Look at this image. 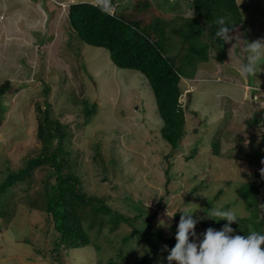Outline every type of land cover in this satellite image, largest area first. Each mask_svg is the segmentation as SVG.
<instances>
[{
	"label": "rangeland",
	"instance_id": "374dc122",
	"mask_svg": "<svg viewBox=\"0 0 264 264\" xmlns=\"http://www.w3.org/2000/svg\"><path fill=\"white\" fill-rule=\"evenodd\" d=\"M150 1L162 12L161 19L168 20L162 26L169 55L188 77L182 79L183 90L191 92L190 101L184 94L180 99L187 108L188 136L174 151L160 136L162 122L146 78L115 67L106 50L85 44L72 29L68 7L75 1L0 0V87L8 83L0 96V183L38 154L35 108L40 106L67 125L66 151L77 164L74 172L83 191L129 216L136 214L131 204L139 205L146 211L144 222L148 219L164 238L171 237L168 226H177L178 210L197 208L200 218L204 202L220 191L217 207L229 205L246 217L237 191L250 180L259 186L257 210L263 219L264 65L255 77L243 74L244 81L220 80L219 72L204 77L196 68L198 75H193L194 63L185 55L188 44L171 31L193 17L189 0ZM236 3L243 27L231 32L234 39L227 48L237 50L230 56H245V61L247 42L264 38V0ZM145 22L150 24L149 18ZM201 26L205 30L199 41L209 43L208 28ZM216 54L210 47L208 62L198 64V70L213 75L209 67L219 65ZM92 104L87 116L84 106ZM46 168H36L26 183L2 195L0 264H107L110 257L116 259L131 227L122 222L113 228L106 217L99 218L104 220L99 231L95 226L87 233L89 245L54 250L58 233L47 214L36 209L44 202ZM255 173L262 179L254 178ZM135 245L124 248L125 264L147 255L146 247Z\"/></svg>",
	"mask_w": 264,
	"mask_h": 264
},
{
	"label": "trees",
	"instance_id": "16d2710c",
	"mask_svg": "<svg viewBox=\"0 0 264 264\" xmlns=\"http://www.w3.org/2000/svg\"><path fill=\"white\" fill-rule=\"evenodd\" d=\"M115 2L116 0H104L97 4L91 1L70 4L68 20L85 44L106 50L115 67L137 71L146 78L162 122L160 136L170 147V151H174L188 136L185 129L187 108L185 105L182 106L180 99L184 94L187 102L190 101L191 92L188 89L183 90L182 79L188 77L175 64L176 57L169 55L172 49L166 44L167 36L165 37L162 26L168 20L161 19L162 12L151 7L150 0H129L126 11L117 9L118 4ZM189 5L193 17L182 24L181 28L171 31L178 35L183 44H188L185 55L187 54L189 61L194 63L191 66L194 75V69L198 68V64L208 62L210 47L217 53L214 60L222 64L225 59L228 42L224 43L214 36L215 19L219 16L226 17L227 21L233 24L232 32L238 27L242 30L243 25L236 0H189ZM110 8L113 9L112 14L109 13ZM133 8L135 12H130ZM146 17L150 20L148 25V22H145ZM201 24L208 28L206 37L209 43L199 41L205 30ZM236 51L234 49V52ZM244 59L245 56H241L240 61L244 63ZM7 87L8 83L0 87V96L5 93ZM94 107L95 104L88 108L84 106L85 114L91 115ZM35 110L39 115L36 130L37 139L41 142L39 152L27 160L23 169L10 173L0 183V202L4 205L2 195L14 186L26 183L36 168L46 166L45 195L42 200L44 202L41 208L36 209L47 214L58 233L52 242L55 251L60 252L61 249L68 251L89 245L90 237L87 233L95 226L99 231L104 223V220L101 221L99 218L106 217V222L113 228L119 227L122 222L131 227V231L123 235L124 246L118 249L116 253L118 257L116 259L110 257L107 264H125L127 256L123 253L124 248L125 251L130 250L133 244H136V247L140 245L146 247L148 251L146 256L137 259L134 264H176L175 261L169 262L167 256L176 243L175 234L179 222L177 226L170 225L166 228L171 237L164 238L162 232L151 225L148 219L144 222L146 211L139 205L130 203L136 214L129 216L126 210L110 205L108 201L97 198L96 194L87 195L81 186V179L74 172L77 164L75 160L70 159L66 151L65 140L70 136L67 133V125L60 124L57 119H51L49 113L42 111L40 106H36ZM213 149L217 154L216 144H213ZM250 159L254 161V158ZM253 177L262 179V176L256 173ZM220 192L204 202L203 216L195 226L199 239L203 238V233L209 227L219 230L228 223L226 220L217 221L207 216L211 207H217ZM258 193L259 186L255 180L246 181L238 189L237 198L242 201L247 216L230 225L235 234L247 235L252 230L264 232V218L259 217L257 210ZM229 207L226 205L220 208ZM193 215L197 218L195 212ZM191 239L193 238L190 237Z\"/></svg>",
	"mask_w": 264,
	"mask_h": 264
},
{
	"label": "clouds",
	"instance_id": "9594fccd",
	"mask_svg": "<svg viewBox=\"0 0 264 264\" xmlns=\"http://www.w3.org/2000/svg\"><path fill=\"white\" fill-rule=\"evenodd\" d=\"M214 23L216 38L223 40L224 43L234 39L231 35L233 24L229 23L226 17L219 16ZM244 50L247 57L240 71L244 75L255 77L258 73L257 69L261 70V66L264 65L262 63L264 61V38L247 42ZM260 97L264 100V91L260 93ZM196 210L197 208L178 210L181 215L175 234L176 243L167 256L169 262L175 261L176 264H264V232L252 230L247 235L235 234L230 225L241 219L236 212L232 208L211 207L207 212L208 217L217 221L223 219L228 223L219 230L209 227L203 233V238L199 239L195 232L199 218L193 215ZM175 213L171 216L167 215L172 217ZM161 224L164 225V222L161 221ZM190 237L193 239L190 240ZM164 247L167 248L166 245Z\"/></svg>",
	"mask_w": 264,
	"mask_h": 264
},
{
	"label": "crops",
	"instance_id": "0c3cea01",
	"mask_svg": "<svg viewBox=\"0 0 264 264\" xmlns=\"http://www.w3.org/2000/svg\"><path fill=\"white\" fill-rule=\"evenodd\" d=\"M72 1H75L73 3V4H75V3L89 2L90 0H72ZM128 1L129 0H116L115 3L118 4L117 5L118 8L117 7L116 8L117 9L120 8L122 10H125L126 6L128 5ZM150 6L154 7L153 4L151 3V1H150ZM227 51H228L227 57H225L222 64L220 63L219 65H215L212 68L209 67V69L213 73V75L206 74L205 70H203V69H202L203 71L201 70V67L199 70H198V68H196L195 71L198 74H204V77L215 76L219 72V74L221 76L220 80L229 79V80H236V81L237 80L244 81L245 80L244 75L240 71L242 62L238 58L230 56V55H232V53L230 52V49L227 48ZM232 52L234 53V49H232ZM198 74H195V75H198ZM245 88H248V86L246 85Z\"/></svg>",
	"mask_w": 264,
	"mask_h": 264
},
{
	"label": "built area",
	"instance_id": "2783aa9c",
	"mask_svg": "<svg viewBox=\"0 0 264 264\" xmlns=\"http://www.w3.org/2000/svg\"><path fill=\"white\" fill-rule=\"evenodd\" d=\"M102 1H104V0H94L93 3H94V4H97L98 2H102ZM112 11H113V9L110 8L109 13L112 14Z\"/></svg>",
	"mask_w": 264,
	"mask_h": 264
}]
</instances>
